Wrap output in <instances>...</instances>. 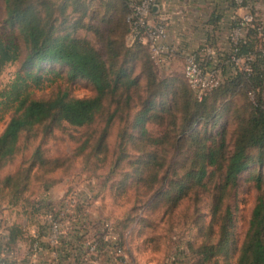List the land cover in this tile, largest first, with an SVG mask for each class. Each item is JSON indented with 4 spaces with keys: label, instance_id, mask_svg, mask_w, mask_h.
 <instances>
[{
    "label": "trees",
    "instance_id": "obj_1",
    "mask_svg": "<svg viewBox=\"0 0 264 264\" xmlns=\"http://www.w3.org/2000/svg\"><path fill=\"white\" fill-rule=\"evenodd\" d=\"M86 1L5 0V24L17 31L26 53L9 89L0 93L3 103L14 110L0 135V166L18 152L23 132L43 124L51 129L62 122L76 127L93 125L108 100L116 102L117 107L108 115L96 139L99 141L96 148L100 150L117 112L133 106L139 97L141 105L132 131L128 133L127 129V139L126 134L122 136L121 153L115 163L118 166L129 157L133 170L120 185L131 179L133 188L147 196V208L161 207L165 212L174 211L193 193L196 198L209 199V223L206 224L204 213L197 215L198 230L204 239L200 243H188L191 264H264V49L261 48L264 38L249 26L244 39L236 46L230 45L223 34H229L228 30L239 23L231 19L236 2L209 0L211 9L197 27L203 35L193 49L197 46L199 50L206 46L229 49L221 52L216 63L198 55L204 66L215 65L223 77L217 87L199 99L184 75L163 78L156 75L146 44L138 40L126 44L130 33L126 19L132 0H99L89 22L83 20L89 10ZM256 2L264 0H244L243 5L255 9ZM80 11L82 14L73 20L72 14ZM96 17L107 25L106 30H100L92 22ZM80 28L92 29L103 36L105 54L90 38L77 34ZM19 40L0 36V71L7 63L20 59ZM235 47L237 52L233 53ZM181 49L189 51L185 46ZM232 55H253L250 71L239 70ZM53 65L67 69L72 82L87 81L94 93L80 98L59 89L46 99L33 97L32 86L42 87L45 82H55L61 76L50 69ZM139 90H146L147 94L143 96ZM236 95L244 100L233 115ZM232 116H236V120L230 132L222 118ZM149 122L161 127L160 131L151 132L147 128ZM216 127L219 129L214 131ZM130 141L149 148L130 157L126 153V143ZM61 163L60 158H46L40 147L34 151L32 166L56 167ZM251 166L247 181L253 183L257 195L248 229L239 243L236 237L238 206H234L232 200L237 197L242 175ZM20 173L18 170L2 180L5 187L14 186V195L21 191ZM37 206L35 210H39ZM40 227L44 229L43 224ZM112 227L118 236L117 244L126 249V234L116 223L112 222ZM24 228L20 223L10 225L3 246L11 249L19 239L29 242Z\"/></svg>",
    "mask_w": 264,
    "mask_h": 264
},
{
    "label": "rangeland",
    "instance_id": "obj_2",
    "mask_svg": "<svg viewBox=\"0 0 264 264\" xmlns=\"http://www.w3.org/2000/svg\"><path fill=\"white\" fill-rule=\"evenodd\" d=\"M56 1L59 3L61 0ZM87 1L89 10L83 20L89 22L94 10L98 7L99 0H93L92 3ZM102 12L103 10L100 11ZM81 14L82 11L73 13V20ZM5 17V0H0V36L7 40L12 38L19 40L17 31H13L5 24ZM92 22L99 26L100 30L107 29V25L100 22L98 17ZM167 25L169 26V23ZM169 30L172 45L176 37H185L180 33H188L187 25L181 29L176 27V30H172V35L171 28ZM195 33L198 36L203 35V32L198 31L197 28ZM77 34L90 38L105 54L102 44L103 36L92 29L84 28L78 29ZM18 43L22 54L19 60L7 63L0 71V93L9 89V85L20 72L26 48L22 40ZM132 43L133 41L127 35L126 44ZM261 48L264 49V45ZM185 61V55L178 52L170 58L167 65L154 63V71L159 78L178 74L183 76ZM50 69L59 72L61 76L55 82H45L42 87L32 86L30 89L33 97L46 99L59 89L67 90L70 95L80 98L94 93L93 87L87 81H70L67 69L59 65L50 66ZM139 91L143 96L147 94L146 90ZM240 96L236 95L233 99L236 103L233 107L235 111L231 112L233 115L236 114L237 109L241 108L244 100ZM262 96L264 99V91ZM140 103L141 98L138 97L133 106L124 107L117 112L100 150L96 148V144L99 143L96 139L105 127L108 115L116 109V102L109 103L107 100L105 110L98 115L93 125L76 127L62 122L51 129L43 124L29 132H23L20 136L18 152L13 159L0 166V230L13 223L24 222L26 226L40 225L50 213V205L56 208L62 196L78 194L81 198L87 199L86 209L97 215L89 220L91 224L106 219L116 223L118 228L126 234L128 248L124 249V253L128 255L127 258L131 264H191L192 259L188 258L190 255L188 243H200L204 239L203 233H199L198 230L200 222L197 220V215L204 213L206 224L209 223V199L196 198L193 193V196L184 200L174 211L165 212L161 207L147 208L145 206L147 196H142L143 192L133 188L131 179L125 185H120L127 173L133 170V166L128 163L129 157L115 166L121 153L120 141L127 129L128 133L132 131V124ZM13 112V108L3 103V98L0 96V135L5 130ZM235 117L222 118L230 132L235 127ZM147 128L153 133L161 129L152 122L147 124ZM217 129L219 127L213 128L214 131ZM135 132L138 133V130ZM37 147L41 148L46 158H60L62 163L56 167L32 166L33 154ZM148 148L131 141L126 143V153L130 157L138 156ZM252 167L242 175L237 197L232 200L234 206H238L236 237L239 243L242 242L248 229L257 195L253 183L247 181ZM18 170H21L18 178L21 191L14 195V186L7 188L2 180L8 175L16 174ZM37 205L39 210H35L38 208ZM180 259H183L182 263L179 262Z\"/></svg>",
    "mask_w": 264,
    "mask_h": 264
},
{
    "label": "built area",
    "instance_id": "obj_3",
    "mask_svg": "<svg viewBox=\"0 0 264 264\" xmlns=\"http://www.w3.org/2000/svg\"><path fill=\"white\" fill-rule=\"evenodd\" d=\"M235 2L236 9L231 19L238 20L239 23L228 30L229 34L224 33L223 37L229 40L230 45L236 46L244 39L247 28L251 26L264 38V2L257 3L255 9L249 5L244 6V0ZM130 6L131 12L126 19L130 29L129 38L146 44L155 64L167 65L170 58L178 52L185 55L184 76L199 99L219 85L223 78L219 68L215 65L204 66L198 55L207 56L216 63L221 52L227 51L229 47L216 49L206 46L199 50L197 46L189 51L180 49L170 42V30L165 15L159 19L153 17L154 11L162 9L157 0H132ZM235 52L237 47L233 53ZM253 58V55H232L234 64L243 71H250L249 62ZM249 94L253 99L254 92ZM87 204V199L78 194L62 196L58 206L52 207L41 222L44 229L36 225L34 232L30 234L25 227V236L30 240L27 256L34 258L39 264H68L77 253L87 261L107 251L117 264H131L124 249L117 244L118 236L113 231L112 222L102 219L91 224ZM3 232L0 233V264H8L9 249L3 246L8 239V230Z\"/></svg>",
    "mask_w": 264,
    "mask_h": 264
},
{
    "label": "crops",
    "instance_id": "obj_4",
    "mask_svg": "<svg viewBox=\"0 0 264 264\" xmlns=\"http://www.w3.org/2000/svg\"><path fill=\"white\" fill-rule=\"evenodd\" d=\"M162 9L158 8L153 13L154 19H159L161 16L165 15L167 23H169V28L176 30V27H188V33H180L185 37L175 38L173 41L174 45L178 48L193 49L200 40V36L196 35V28L201 24L203 18L208 15L211 9L209 5V0H157ZM260 3V2H259ZM161 12V13H158ZM171 24V25H170ZM178 31L176 35L178 36ZM95 213L89 211V218H93ZM23 226L27 227L28 233H33L36 225L32 224L26 226L24 222H21ZM5 229H1L0 233H4L9 225H6ZM7 232V231H6ZM5 232V233H6ZM28 241L26 239H19L17 244L12 245L11 249L8 250V264H39L35 262L34 258L27 256ZM68 264H117L116 260L111 258L107 251L97 258L91 260H85L82 258L80 253H77L74 258L68 262Z\"/></svg>",
    "mask_w": 264,
    "mask_h": 264
}]
</instances>
